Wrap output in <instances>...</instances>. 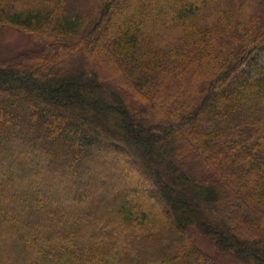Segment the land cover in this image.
<instances>
[{
	"label": "trees",
	"instance_id": "1",
	"mask_svg": "<svg viewBox=\"0 0 264 264\" xmlns=\"http://www.w3.org/2000/svg\"><path fill=\"white\" fill-rule=\"evenodd\" d=\"M5 30L0 264H264V0H0Z\"/></svg>",
	"mask_w": 264,
	"mask_h": 264
},
{
	"label": "rangeland",
	"instance_id": "2",
	"mask_svg": "<svg viewBox=\"0 0 264 264\" xmlns=\"http://www.w3.org/2000/svg\"><path fill=\"white\" fill-rule=\"evenodd\" d=\"M34 47V44L26 38V36L14 31V30H5L0 34V57L1 58H10L14 57L20 52H23L27 49ZM225 219H228V216H224ZM195 244L202 251L214 255V251L208 242V240L203 237H196ZM224 264H229L222 261Z\"/></svg>",
	"mask_w": 264,
	"mask_h": 264
}]
</instances>
